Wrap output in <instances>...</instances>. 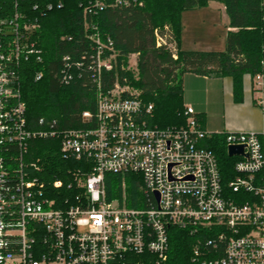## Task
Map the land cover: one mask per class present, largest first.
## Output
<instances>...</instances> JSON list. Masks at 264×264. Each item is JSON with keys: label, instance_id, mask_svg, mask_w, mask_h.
Wrapping results in <instances>:
<instances>
[{"label": "built area", "instance_id": "1", "mask_svg": "<svg viewBox=\"0 0 264 264\" xmlns=\"http://www.w3.org/2000/svg\"><path fill=\"white\" fill-rule=\"evenodd\" d=\"M105 1L84 0L83 13L103 9ZM12 3L11 20L0 19V264H126L127 255L143 252L159 264L167 258L170 226L211 236L201 251L193 247L201 264H264V133H221L226 151L243 148L242 156L230 157L236 159L233 177L225 183L209 146L211 135L193 109L184 108V126H152L151 105H144L125 78L124 85L116 81L97 93L95 113L82 114V129L60 136L53 125L43 127L42 119L32 129L19 100L16 67L21 57L39 61L40 51L27 38L39 25L24 19L17 0ZM135 3L112 0L114 6ZM153 36L155 47H165L175 60L170 28L155 29ZM87 39L95 46L98 72L114 69L111 40L96 32ZM253 93L264 111L262 74L253 77ZM55 136L60 152L82 164L68 169L65 183L47 184L44 172L23 156L30 140ZM128 174L139 178L145 196L136 208L126 205L124 184L119 196L106 199L105 176ZM63 186L65 198H52Z\"/></svg>", "mask_w": 264, "mask_h": 264}, {"label": "trees", "instance_id": "2", "mask_svg": "<svg viewBox=\"0 0 264 264\" xmlns=\"http://www.w3.org/2000/svg\"><path fill=\"white\" fill-rule=\"evenodd\" d=\"M12 1L0 0L1 20H11ZM17 1L16 9L25 14L24 19L29 17L39 25L27 36L34 49L40 51L39 61L34 56L21 57L16 67L19 100L32 129L40 128L37 124L40 119L43 127L53 125L60 136L67 130L82 129L86 126L82 114L95 113L97 93L108 91L116 81L124 85L123 78L129 88L138 91L144 105H151L150 125L178 128L186 121L181 84L184 74L230 77L236 103L242 101L244 75L252 79L256 74L264 76V0H138L128 6H114L112 0H106L103 9L86 14L84 0H61V7H57L58 0ZM209 2H218L224 8L227 29L224 50H180L181 13L204 8ZM164 26L170 28L176 44L175 60L165 47H155L153 31ZM95 32L112 42L111 71L98 72L95 67V46L87 39ZM129 55H135V74L125 67ZM38 73L41 78L35 80ZM195 120L203 130L204 115L195 114ZM210 135V149L222 181L227 183L233 177L236 159L227 156L222 134ZM60 136L30 140L23 156L24 163L32 162L44 172L47 184L53 180L65 183L68 169L80 168L82 164L60 152ZM123 181L127 206L136 208L145 196L139 191V178L132 174L124 178L106 175V199L120 195ZM53 192L58 195L52 198L64 199L67 190L63 186ZM167 237V258L159 264H201L202 257L194 259L193 247L198 245L201 251L206 239L211 238L204 231L191 235L171 226ZM126 261V264H156L147 252L127 255Z\"/></svg>", "mask_w": 264, "mask_h": 264}, {"label": "crops", "instance_id": "3", "mask_svg": "<svg viewBox=\"0 0 264 264\" xmlns=\"http://www.w3.org/2000/svg\"><path fill=\"white\" fill-rule=\"evenodd\" d=\"M204 8L220 13L226 26L224 8L220 3L209 2ZM187 43L189 41L184 37L182 30L179 40L180 50L199 51L186 48ZM192 43L197 44L194 41ZM181 84L184 107L192 108L196 115H204L202 127L207 133L237 131L264 133V111L254 101L253 79L250 76L242 77V101L239 103L233 99L230 77L198 76L187 73L183 75Z\"/></svg>", "mask_w": 264, "mask_h": 264}, {"label": "rangeland", "instance_id": "4", "mask_svg": "<svg viewBox=\"0 0 264 264\" xmlns=\"http://www.w3.org/2000/svg\"><path fill=\"white\" fill-rule=\"evenodd\" d=\"M182 30L184 37L189 41L186 48L190 50H224L225 20L217 11L201 8L182 12L180 15V33ZM193 41L197 44H193ZM125 67L135 74L136 59L133 55L127 57ZM122 184H124L125 193L126 182L123 181Z\"/></svg>", "mask_w": 264, "mask_h": 264}, {"label": "water", "instance_id": "5", "mask_svg": "<svg viewBox=\"0 0 264 264\" xmlns=\"http://www.w3.org/2000/svg\"><path fill=\"white\" fill-rule=\"evenodd\" d=\"M226 154L229 158L233 157V156H242L243 148L242 147H236V146L229 147L226 151ZM155 196L157 199L158 198L157 195H155Z\"/></svg>", "mask_w": 264, "mask_h": 264}]
</instances>
